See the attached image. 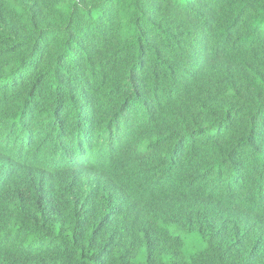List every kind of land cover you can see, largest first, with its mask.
<instances>
[{
  "label": "trees",
  "instance_id": "trees-1",
  "mask_svg": "<svg viewBox=\"0 0 264 264\" xmlns=\"http://www.w3.org/2000/svg\"><path fill=\"white\" fill-rule=\"evenodd\" d=\"M0 264H264V0H0Z\"/></svg>",
  "mask_w": 264,
  "mask_h": 264
},
{
  "label": "rangeland",
  "instance_id": "rangeland-1",
  "mask_svg": "<svg viewBox=\"0 0 264 264\" xmlns=\"http://www.w3.org/2000/svg\"><path fill=\"white\" fill-rule=\"evenodd\" d=\"M192 241L193 240H189V238H187V243L190 246V250H193V243H192Z\"/></svg>",
  "mask_w": 264,
  "mask_h": 264
}]
</instances>
